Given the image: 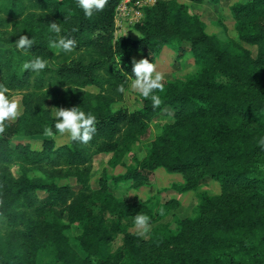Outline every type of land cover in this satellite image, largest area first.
I'll return each mask as SVG.
<instances>
[{
    "label": "trees",
    "instance_id": "obj_1",
    "mask_svg": "<svg viewBox=\"0 0 264 264\" xmlns=\"http://www.w3.org/2000/svg\"><path fill=\"white\" fill-rule=\"evenodd\" d=\"M122 1L108 0L103 11L86 17L76 0H0L5 45L0 47V85L12 96L22 93L24 105L22 115L6 122L0 134V264H264V0L233 7L239 40L257 46L256 56L234 40L208 34L202 19L176 0L144 11L135 27L139 39L115 41ZM51 23L61 26L59 36ZM21 35L33 40L28 51L13 46ZM60 37L76 41L73 52L50 47ZM176 40L192 45L199 72L163 82L158 108L142 97L136 111L114 110L122 97L117 87L127 88L134 79V55L156 64L163 48ZM35 57L46 59L48 67L22 71V64ZM93 86L99 93L87 91ZM50 102L58 109L93 113V139L57 145L50 137L37 148L20 139L45 136L46 127L54 130ZM165 107L175 111L174 121L162 127L144 159L135 166L125 163ZM103 153H113L114 163L126 168L111 177L112 183H149V175L163 168L184 177L183 190L196 189L210 176L222 194H202L198 215L182 220L180 231L149 240L125 232L113 251L112 235L143 203L118 201L107 180L99 190L92 188V161ZM68 178H76L80 189L58 183ZM73 224L82 229L84 255L64 234Z\"/></svg>",
    "mask_w": 264,
    "mask_h": 264
},
{
    "label": "rangeland",
    "instance_id": "obj_2",
    "mask_svg": "<svg viewBox=\"0 0 264 264\" xmlns=\"http://www.w3.org/2000/svg\"><path fill=\"white\" fill-rule=\"evenodd\" d=\"M159 1H174V0H157L150 6L138 3L139 0H132L127 7L128 13H123L121 8L128 1L123 0L118 6L115 14V31L114 40L123 37L131 39H139L141 34L135 29L136 25L144 19V11L152 6H155ZM251 0H203L199 3L194 0H176L178 4L183 5L187 11L193 15L199 16L205 24L206 32L210 35H216L224 42L234 40L239 44L250 49L254 56L258 52L255 45L241 42L237 32V20L233 13V7L237 4H245ZM0 47L5 45L0 42ZM58 51L59 49H56ZM135 59L140 60L141 54L136 53ZM156 71L164 76L163 82L174 83L182 81L189 76L199 72L200 66L192 54V45L186 41L176 40L168 46H165L160 53L156 62ZM131 84V82H130ZM130 84L126 88L127 95L117 97L113 103L114 110L127 109L130 112L136 111L143 106L142 97L131 91ZM90 93H99L97 87H88ZM20 100L23 109V95L15 92L12 96ZM48 107L55 112L58 108L48 103ZM24 112V110H23ZM175 111L170 107H165L160 113L156 114L151 121L150 132L146 137H143L139 142L133 144L123 158V161L128 165H136V161L146 157L152 142L161 133L162 127L167 123L174 121ZM16 121V120H15ZM46 136H32L20 138L32 144L33 147H40L41 142ZM57 145L68 143L70 139L67 135L54 137ZM113 153H103L96 155L92 161V173L90 176V184L94 190H99L102 180L109 182V187L114 193L118 201L124 199L131 202L137 200L143 203L142 208L133 209L123 220L122 231L114 233L112 236V250L119 249L125 239V232L138 235L139 237L149 240L152 237L170 231H180L179 223L187 218H194L198 215L201 195L206 193L212 197L222 194V188L218 181L206 176L200 180L198 187L194 190H183L185 184L184 177L181 174L169 173L165 169L160 168L149 175V183L138 185L134 181L121 182L118 184L112 183L111 177L114 175L123 174L126 168L121 163L116 164L113 161ZM13 174L18 177L20 169L18 166L12 167ZM36 175L32 173L31 176ZM60 185H69L76 191L80 189V185L76 178H68L58 181ZM45 196V193H40ZM145 214L151 217V228L146 235H140L139 230L134 225V217L139 214ZM112 215H114L112 213ZM114 218V216H112ZM64 220L67 222L66 217ZM68 223V222H67ZM68 239L69 246L78 254L84 255V249L81 243L82 229L79 225L73 224L65 233Z\"/></svg>",
    "mask_w": 264,
    "mask_h": 264
},
{
    "label": "clouds",
    "instance_id": "obj_3",
    "mask_svg": "<svg viewBox=\"0 0 264 264\" xmlns=\"http://www.w3.org/2000/svg\"><path fill=\"white\" fill-rule=\"evenodd\" d=\"M76 3L86 17H92L94 12L103 11L108 0H76ZM50 30L58 36L61 32V26L56 23L50 24ZM13 46L17 50L28 51L33 46V40L27 36L21 35ZM50 47L59 49L62 53H71L76 48V41L68 37H60L53 40ZM48 67V61L41 57H35L22 64L21 70L33 72L43 71ZM132 77L130 89L138 93L141 97L151 100L153 108H158L162 104L161 96L157 93L165 91L164 76L156 71V65L149 59L132 61ZM117 92L127 95L124 85L117 87ZM23 106L19 99L13 98L10 90L0 85V134L6 130L8 121L17 120L23 113ZM96 116L91 112H85L79 107L70 109L60 108L55 112V123L53 127H46L44 135L46 137H55L56 135L67 137L73 142L88 144L96 133ZM260 143L264 145V139ZM134 225L139 230L140 235L148 234L151 228V217L142 213L134 217Z\"/></svg>",
    "mask_w": 264,
    "mask_h": 264
},
{
    "label": "built area",
    "instance_id": "obj_4",
    "mask_svg": "<svg viewBox=\"0 0 264 264\" xmlns=\"http://www.w3.org/2000/svg\"><path fill=\"white\" fill-rule=\"evenodd\" d=\"M128 2L126 3V4H124L123 6H122V8H121V11L123 12V13H128V11H127V7H128V4L132 1V0H127ZM157 0H139V4L141 3V2H143V4L142 5H145V6H150V5H152V4H154L155 2H156ZM129 14V13H128Z\"/></svg>",
    "mask_w": 264,
    "mask_h": 264
}]
</instances>
